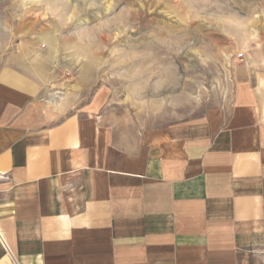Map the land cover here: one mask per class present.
Listing matches in <instances>:
<instances>
[{"label": "crops", "instance_id": "0c3cea01", "mask_svg": "<svg viewBox=\"0 0 264 264\" xmlns=\"http://www.w3.org/2000/svg\"><path fill=\"white\" fill-rule=\"evenodd\" d=\"M33 47L0 55V264H264L250 75L219 106L136 129L97 71L72 85Z\"/></svg>", "mask_w": 264, "mask_h": 264}, {"label": "rangeland", "instance_id": "374dc122", "mask_svg": "<svg viewBox=\"0 0 264 264\" xmlns=\"http://www.w3.org/2000/svg\"><path fill=\"white\" fill-rule=\"evenodd\" d=\"M37 45L72 85L97 71L125 127L223 104L240 68L264 99V0H0V55Z\"/></svg>", "mask_w": 264, "mask_h": 264}]
</instances>
